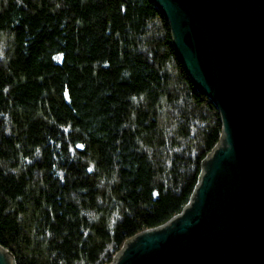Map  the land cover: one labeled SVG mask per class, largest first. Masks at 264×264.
Segmentation results:
<instances>
[{
	"label": "trees",
	"instance_id": "trees-1",
	"mask_svg": "<svg viewBox=\"0 0 264 264\" xmlns=\"http://www.w3.org/2000/svg\"><path fill=\"white\" fill-rule=\"evenodd\" d=\"M222 132L154 0H0V244L108 264L181 211Z\"/></svg>",
	"mask_w": 264,
	"mask_h": 264
},
{
	"label": "water",
	"instance_id": "water-1",
	"mask_svg": "<svg viewBox=\"0 0 264 264\" xmlns=\"http://www.w3.org/2000/svg\"><path fill=\"white\" fill-rule=\"evenodd\" d=\"M154 2L222 132L181 211L108 264H264V0ZM0 264H15L1 244Z\"/></svg>",
	"mask_w": 264,
	"mask_h": 264
}]
</instances>
